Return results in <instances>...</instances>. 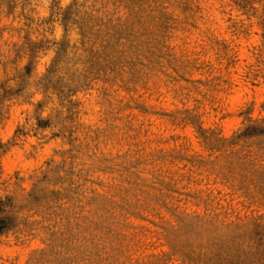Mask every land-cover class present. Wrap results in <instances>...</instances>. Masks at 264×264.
Masks as SVG:
<instances>
[{
    "label": "rangeland",
    "instance_id": "374dc122",
    "mask_svg": "<svg viewBox=\"0 0 264 264\" xmlns=\"http://www.w3.org/2000/svg\"><path fill=\"white\" fill-rule=\"evenodd\" d=\"M0 264H264V0H0Z\"/></svg>",
    "mask_w": 264,
    "mask_h": 264
}]
</instances>
